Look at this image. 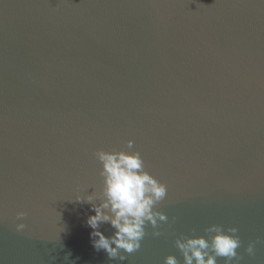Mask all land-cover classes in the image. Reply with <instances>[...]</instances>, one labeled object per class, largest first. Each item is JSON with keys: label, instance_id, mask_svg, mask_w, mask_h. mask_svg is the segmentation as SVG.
I'll use <instances>...</instances> for the list:
<instances>
[{"label": "water", "instance_id": "1", "mask_svg": "<svg viewBox=\"0 0 264 264\" xmlns=\"http://www.w3.org/2000/svg\"><path fill=\"white\" fill-rule=\"evenodd\" d=\"M97 150L167 188L124 261L75 198L99 195ZM211 224L237 229L229 264H264V0H0V264H183Z\"/></svg>", "mask_w": 264, "mask_h": 264}, {"label": "clouds", "instance_id": "2", "mask_svg": "<svg viewBox=\"0 0 264 264\" xmlns=\"http://www.w3.org/2000/svg\"><path fill=\"white\" fill-rule=\"evenodd\" d=\"M129 149L133 142H126ZM95 158L100 162L99 175L102 184L99 195L95 190L91 195L76 196L78 202L90 205L94 215L86 217V225L92 230L90 242L96 251L103 250L107 257L124 261V253L131 254L140 248V242L146 234V226L157 228L158 222H166L167 216L156 210V205L167 194L166 185L159 182L145 170L144 161L138 151L97 150ZM98 202V203H97ZM26 213H16V219L22 220ZM108 224L113 229L111 236H105L99 229ZM24 223H16L15 229H25ZM237 229H224L221 225L211 224L204 229L205 236H182L175 240L183 264H217V258L225 259L229 264L239 259L237 249L241 241L235 235ZM154 236L161 235L154 231ZM246 251L253 253V244ZM164 264H179L173 255L164 258Z\"/></svg>", "mask_w": 264, "mask_h": 264}]
</instances>
